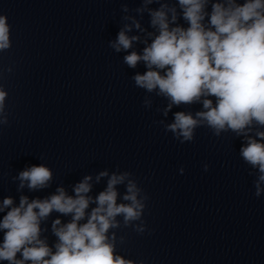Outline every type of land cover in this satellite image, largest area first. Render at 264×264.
<instances>
[{
  "label": "clouds",
  "instance_id": "9594fccd",
  "mask_svg": "<svg viewBox=\"0 0 264 264\" xmlns=\"http://www.w3.org/2000/svg\"><path fill=\"white\" fill-rule=\"evenodd\" d=\"M151 4L159 7L149 8ZM122 11L129 12L126 4ZM134 11L141 17L147 12L154 31L146 32L135 17L126 15L122 19L130 23L123 25L109 47L128 53L123 62L129 68L144 65L143 73L132 76L135 87L167 101L157 109L165 118L174 107L201 106L195 112L175 111L170 123H154L163 125L181 144L194 141L196 129L202 127L216 137L231 132L241 138L239 155L254 170L249 175H255L254 195L259 198L264 194V0H175L172 5L167 0H141ZM133 28L146 32L142 52L129 51L140 42V36L128 35ZM11 47V25L7 15L0 14V53ZM8 95L0 84V126L9 124ZM143 104L151 108L152 102L145 99ZM203 167L208 171V164ZM179 171L183 174V167ZM105 177L106 187L94 197L90 195L93 178L86 175L73 186L72 195L61 186L44 199L21 195L18 205L12 197L3 198L0 262L137 264L117 253L113 230L122 224L142 233L144 228L137 222H144L149 197L129 171H101L96 182ZM14 179L19 181L18 190L36 191L49 187L53 173L44 164L32 165ZM118 186L124 187L123 194ZM90 205L94 207L89 211ZM53 212L70 220L53 221L56 242L49 245L46 237L41 238L47 231L41 224Z\"/></svg>",
  "mask_w": 264,
  "mask_h": 264
}]
</instances>
